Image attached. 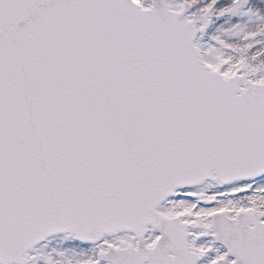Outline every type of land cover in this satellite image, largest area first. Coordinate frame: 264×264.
I'll return each instance as SVG.
<instances>
[{
  "label": "snow or ice",
  "instance_id": "obj_1",
  "mask_svg": "<svg viewBox=\"0 0 264 264\" xmlns=\"http://www.w3.org/2000/svg\"><path fill=\"white\" fill-rule=\"evenodd\" d=\"M0 264H264V0H0Z\"/></svg>",
  "mask_w": 264,
  "mask_h": 264
}]
</instances>
